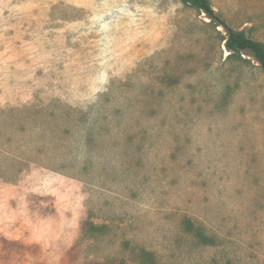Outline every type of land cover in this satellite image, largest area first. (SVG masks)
I'll return each mask as SVG.
<instances>
[{"label": "rangeland", "instance_id": "1", "mask_svg": "<svg viewBox=\"0 0 264 264\" xmlns=\"http://www.w3.org/2000/svg\"><path fill=\"white\" fill-rule=\"evenodd\" d=\"M210 3L264 44V0ZM225 36L181 0H0V264H264V70Z\"/></svg>", "mask_w": 264, "mask_h": 264}, {"label": "trees", "instance_id": "2", "mask_svg": "<svg viewBox=\"0 0 264 264\" xmlns=\"http://www.w3.org/2000/svg\"><path fill=\"white\" fill-rule=\"evenodd\" d=\"M184 3H188L198 10L204 12L206 16L210 18L216 25L221 26L226 33L224 37V47L229 51L228 55L235 53H245L251 55L264 70V44L258 40H255L247 36L241 30H235L229 26L214 10L210 0H181ZM184 227L188 232L193 233L202 243L211 244L212 236L206 234L203 228L199 225H195L189 218H184ZM92 227V226H90ZM94 227V226H93Z\"/></svg>", "mask_w": 264, "mask_h": 264}]
</instances>
